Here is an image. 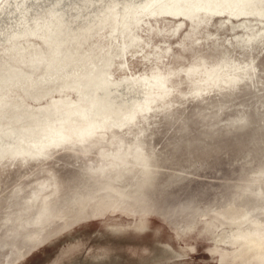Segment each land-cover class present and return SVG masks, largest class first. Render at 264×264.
Masks as SVG:
<instances>
[{
    "label": "water",
    "instance_id": "obj_1",
    "mask_svg": "<svg viewBox=\"0 0 264 264\" xmlns=\"http://www.w3.org/2000/svg\"><path fill=\"white\" fill-rule=\"evenodd\" d=\"M0 264H264V0H0Z\"/></svg>",
    "mask_w": 264,
    "mask_h": 264
}]
</instances>
